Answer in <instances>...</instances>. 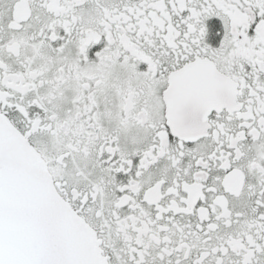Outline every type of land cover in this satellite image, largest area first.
<instances>
[{
	"label": "snow or ice",
	"instance_id": "snow-or-ice-1",
	"mask_svg": "<svg viewBox=\"0 0 264 264\" xmlns=\"http://www.w3.org/2000/svg\"><path fill=\"white\" fill-rule=\"evenodd\" d=\"M0 264H264V0H0Z\"/></svg>",
	"mask_w": 264,
	"mask_h": 264
}]
</instances>
